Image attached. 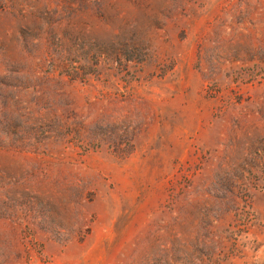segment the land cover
Instances as JSON below:
<instances>
[{"label": "rangeland", "instance_id": "obj_1", "mask_svg": "<svg viewBox=\"0 0 264 264\" xmlns=\"http://www.w3.org/2000/svg\"><path fill=\"white\" fill-rule=\"evenodd\" d=\"M0 264H264V0H0Z\"/></svg>", "mask_w": 264, "mask_h": 264}]
</instances>
